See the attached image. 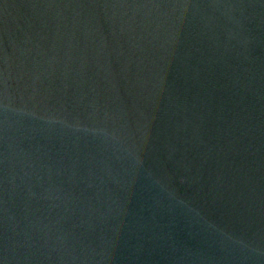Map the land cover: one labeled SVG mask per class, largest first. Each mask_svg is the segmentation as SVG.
<instances>
[{
  "label": "water",
  "instance_id": "water-1",
  "mask_svg": "<svg viewBox=\"0 0 264 264\" xmlns=\"http://www.w3.org/2000/svg\"><path fill=\"white\" fill-rule=\"evenodd\" d=\"M0 264H264V0H0Z\"/></svg>",
  "mask_w": 264,
  "mask_h": 264
}]
</instances>
